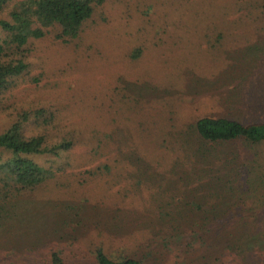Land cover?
<instances>
[{
  "label": "rangeland",
  "instance_id": "1",
  "mask_svg": "<svg viewBox=\"0 0 264 264\" xmlns=\"http://www.w3.org/2000/svg\"><path fill=\"white\" fill-rule=\"evenodd\" d=\"M17 1L0 10V19ZM152 3L175 14L158 30L147 27ZM236 3L244 7L241 16L229 14ZM263 4L105 0L80 38L59 40V29L48 26L32 38L26 70L0 95V134L26 112L25 135L70 140L62 154L73 167L58 174L63 180H47L20 199L32 201V207L25 202L29 214L9 224L26 230V237L0 234L6 245L0 264H22L11 241L24 246L62 219L61 231L48 238L73 259L81 255L82 264H93L97 245L115 258L150 252L145 264H264V141L207 143L194 132L204 116L264 121V22L250 14ZM5 38L0 27V41ZM176 185L187 195L182 222L195 224L198 235L159 231L168 243L164 250L163 239H153L159 226L152 229L150 220L158 200H173L169 191ZM234 187L238 192H224ZM236 197L242 210L225 214ZM218 199L226 203L216 213ZM199 235L205 241L195 247L204 253L182 247Z\"/></svg>",
  "mask_w": 264,
  "mask_h": 264
},
{
  "label": "trees",
  "instance_id": "2",
  "mask_svg": "<svg viewBox=\"0 0 264 264\" xmlns=\"http://www.w3.org/2000/svg\"><path fill=\"white\" fill-rule=\"evenodd\" d=\"M11 1L0 0V10L7 7ZM104 1L19 0L15 2L8 11V18L0 19V27L6 33V38L0 41V95L7 89L10 78L21 75L26 70L28 66L26 63L27 46L32 38H40L44 35L43 28L48 26L59 29V32L55 35L59 40L67 41L80 38L81 28L92 16L94 7L103 4ZM257 6L256 4L253 5L254 10L258 8ZM262 6V9L260 8L257 12L250 11V14H254L252 16H256L257 19L264 22V4ZM148 7L147 27H154L155 30L161 28L159 24H167V20L175 16L174 11L171 13L169 7L160 10L156 6H153V3L148 5ZM234 7H236L234 13L230 12L229 14L232 16L240 13L239 16H241L244 7H240L237 3L234 4ZM143 10L147 11L146 8H143ZM155 19H157L156 22ZM161 31L163 32V30ZM220 34L221 32L218 33V35ZM135 54H138V52H133L132 57ZM2 57H7V59L3 60ZM29 117L30 115L26 112L20 114L18 121L13 122L9 128L0 134V149L7 153L2 157L0 155V234L3 232L12 233L13 239L18 238L21 241L22 238L20 237H26V230L9 223L18 215L24 216L29 214L32 201H22L24 200L22 197H29L26 194L32 193V191L40 188L47 180L56 178L59 173L73 167V165L69 164L65 155L62 154V151H66L71 147L70 140H60L50 143L40 134L25 135L24 127L25 123L29 121ZM194 132L199 139L207 143L228 140H245L258 143L264 141V121L245 123L230 117L204 116L195 120ZM95 136L96 138L101 137L100 134ZM1 150L0 152L2 153ZM37 158H48L49 163L44 165L38 162ZM192 169H195V167ZM200 172L202 171L200 170ZM56 179L61 181L63 177ZM180 190L179 185H176L174 189L170 188L169 192L172 191L170 194L173 198L170 202L165 201L163 203V199L158 200L161 201L160 204L159 202L157 204L159 206L158 214L153 220H150V226L152 229L159 226L157 230L159 236L155 234L153 235V239L158 237L165 242L164 237L160 235L159 231L163 232L166 229H168L167 232L174 235L177 233L178 235H198V228L195 224H190L186 221L182 222L183 211H181V204L185 203L184 199L187 195ZM175 192H180L181 194L175 195ZM224 192L235 193L238 190L234 187L231 191L230 189H224ZM222 199L230 201L229 198ZM222 199H218L217 204L213 205L216 211L219 206L225 205L226 202H222ZM239 201L240 197L233 198V203L230 202V206H227L225 209L231 208V210H227L224 213L228 214L232 211L242 210ZM23 202L24 204H22ZM25 202L30 207L26 206ZM191 203L193 202L191 201ZM179 205L181 206L179 207ZM233 206H235V209H233ZM197 208L200 209L199 206ZM73 213L77 216L79 212L75 211ZM64 221L63 219L61 220L62 225H58L56 222L53 223L51 230H47L45 233H42L41 237H36L32 241H26L27 243H24V246H15L11 241L12 246H9L11 251H13V254H17V251L20 253L21 256L18 260L20 259L22 264H82L79 261L82 260L81 255L73 259V256H69L65 249L59 246V242L57 244L51 243L53 239L48 238V236L61 231L63 225L66 223ZM34 235L33 231L27 230L28 237ZM197 240L205 241L204 237L199 235L193 238L192 243L186 241L184 246H182V243L180 244L184 248L191 247L203 251L202 246L195 247L197 243L194 242ZM4 247L6 245H0V249ZM147 247H150V244H147ZM167 247L168 243L165 242L164 250ZM32 249L34 252L29 253ZM175 252L179 253L180 250ZM209 255L213 256L212 253ZM149 257L152 258L150 252L143 254L142 257L136 254H128L115 258L101 245L95 246L92 251L93 264H145L146 259ZM174 257L177 258V255L175 254ZM16 259L12 258L11 260L14 261Z\"/></svg>",
  "mask_w": 264,
  "mask_h": 264
}]
</instances>
